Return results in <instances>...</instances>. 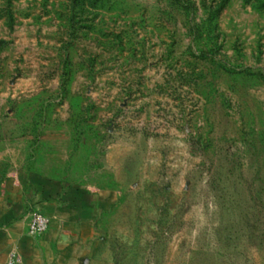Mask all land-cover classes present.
<instances>
[{
  "label": "rangeland",
  "instance_id": "1",
  "mask_svg": "<svg viewBox=\"0 0 264 264\" xmlns=\"http://www.w3.org/2000/svg\"><path fill=\"white\" fill-rule=\"evenodd\" d=\"M221 1L0 0V188L27 221L53 189L94 208L56 247L264 264V0H228L202 52Z\"/></svg>",
  "mask_w": 264,
  "mask_h": 264
},
{
  "label": "crops",
  "instance_id": "2",
  "mask_svg": "<svg viewBox=\"0 0 264 264\" xmlns=\"http://www.w3.org/2000/svg\"><path fill=\"white\" fill-rule=\"evenodd\" d=\"M41 209L50 229L38 238L28 232L20 196L5 195L0 188V264L12 253L18 255V264H100V247L55 246L64 229L84 233L92 228L94 208L72 193L53 189L42 200Z\"/></svg>",
  "mask_w": 264,
  "mask_h": 264
},
{
  "label": "trees",
  "instance_id": "3",
  "mask_svg": "<svg viewBox=\"0 0 264 264\" xmlns=\"http://www.w3.org/2000/svg\"><path fill=\"white\" fill-rule=\"evenodd\" d=\"M180 9H188L187 0H174ZM228 0H222L221 3L214 9H211L205 19L200 23H195L191 26V33L196 44L199 45L203 52L208 46L209 49L217 48V19L221 12L225 9Z\"/></svg>",
  "mask_w": 264,
  "mask_h": 264
},
{
  "label": "built area",
  "instance_id": "4",
  "mask_svg": "<svg viewBox=\"0 0 264 264\" xmlns=\"http://www.w3.org/2000/svg\"><path fill=\"white\" fill-rule=\"evenodd\" d=\"M49 226L48 218L40 211L34 210L30 213L28 221V232L32 236L41 235ZM19 257L17 254L12 253L4 264H18Z\"/></svg>",
  "mask_w": 264,
  "mask_h": 264
}]
</instances>
